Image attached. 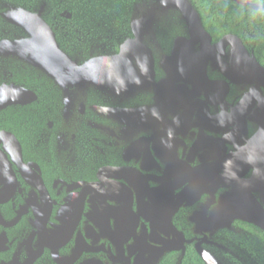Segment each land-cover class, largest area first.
Masks as SVG:
<instances>
[{
	"label": "flooded vegetation",
	"instance_id": "1",
	"mask_svg": "<svg viewBox=\"0 0 264 264\" xmlns=\"http://www.w3.org/2000/svg\"><path fill=\"white\" fill-rule=\"evenodd\" d=\"M124 1L44 10L70 64L0 20V264H205L198 248L228 256L221 237L236 236L247 250L246 241L261 242L259 229L231 222L225 206L243 191L229 177L240 171L255 187L264 165L262 105L254 97L237 107L255 82L247 72L233 75L236 84L223 76L221 54L204 49L201 35L193 41L184 23L168 18L152 32L150 20L131 18L150 0ZM198 13L214 47L225 35L215 37V17ZM234 105L245 121H221ZM254 197L264 207L263 195ZM262 245L247 264H262Z\"/></svg>",
	"mask_w": 264,
	"mask_h": 264
},
{
	"label": "water",
	"instance_id": "2",
	"mask_svg": "<svg viewBox=\"0 0 264 264\" xmlns=\"http://www.w3.org/2000/svg\"><path fill=\"white\" fill-rule=\"evenodd\" d=\"M236 4L252 8L254 10L258 11H264V5L263 4H256L249 2L247 0H230ZM135 10H142L140 14H137L134 12L132 14L131 18L135 20L138 16H142L144 18H147L150 20V22H147L146 25L148 28H150L153 32V28L157 26L158 24L163 25L164 21L168 18L171 19L172 23H184L185 26L188 28V32L193 37V41H196L198 39V36H203L204 40L206 41V45L204 46L206 50L208 51H216L217 53H220L219 58V64L218 67L220 68V72L225 76L227 79H230L233 81L234 84L237 83L233 78L235 76L246 74V72L249 74L251 82H255V87L253 86V89L250 93L246 94L245 97H243L240 101V103L237 105V107L242 103V106L239 107V109L246 107L247 104H252L254 102V97L257 98V100L262 105V111H264V93L261 90L264 89V66L260 65L259 62L256 61L255 57L250 54L249 51L244 47L242 41L235 35L228 34L222 37L219 42H217L214 47L211 45V37L206 32V30L203 27L201 17L195 8V6L192 4L191 0H150V3L143 4L142 7L140 5L136 4ZM42 11L39 10L37 13L30 12L24 9H20V11L15 12L12 11L11 14V21L13 26H18L24 29V31L28 32L32 38V40H29L27 43L34 49L39 50L41 48L42 51H48L50 54H55L58 57L62 58L60 60L68 63L67 60L63 56L60 55L59 51L55 48L54 38L52 35V32L50 31L47 24L44 22V20L41 18ZM162 22H159V21ZM155 25V26H154ZM134 26V24H133ZM181 40H185L184 38H178L175 46L174 51L178 48H180L179 42ZM189 41V40H188ZM133 44V40L129 41ZM130 47V46H129ZM227 47H231L232 55L230 56V62H226V59L223 58L224 51ZM215 49V50H213ZM142 50V49H141ZM211 55L204 54L203 60L205 59H211ZM206 63V62H205ZM205 63L203 64V70L202 74L204 76L205 73ZM231 64L233 66L232 71H229L228 67ZM226 67V68H225ZM77 71H84L83 68H77ZM93 75L94 72L90 71ZM236 73V74H235ZM235 75V76H233ZM226 83V82H225ZM227 84V83H226ZM245 82H239L238 85H244ZM205 88L213 89L215 90V84L205 86ZM201 94H206L204 99L206 100L209 98L210 93L209 91H204ZM226 94V93H225ZM222 95V99H224ZM205 102V101H204ZM236 105H234L229 115H227L224 112L220 113V119L223 122H229L230 117L235 114L236 121H245V116L247 115V112H234L236 108H234ZM261 107L259 106V112L260 113ZM239 124V122H237ZM231 127V124H228L226 127ZM225 127V128H226ZM225 128H219V130H223ZM264 130V128H262ZM259 131L257 132V135L259 136ZM246 169L243 168V170ZM253 183L255 187H252L251 182H248L246 178L244 177V174H240V171L238 174L234 173V177H229L228 184L230 188L236 192L237 189L243 190L240 194V197H233L229 198L226 201L229 202L225 204V206L228 205V208H230L231 211H233L234 214H232L230 221L234 220H240L242 222H246L248 224H252L254 227L258 228L260 231L264 232V207L260 206L259 200H257L254 196L255 193H259L263 195L264 199V165L262 167L258 168V171H256V174L254 176ZM247 185H251L252 189L245 191L244 188L247 187ZM248 188V187H247ZM259 190V191H257ZM251 204L249 207L247 206H240V202H246L250 201ZM230 204V205H229ZM223 211V210H222ZM224 225H228L224 224ZM224 225H221L223 228ZM219 228L216 231L224 230ZM233 232V230H232ZM235 232V231H234ZM247 240H249L247 238ZM245 241V240H244ZM243 241V243H244ZM220 250H227V254L225 258H217L213 257L211 254L201 250L198 248V253L202 260L205 262V264H240L238 261L241 262V264H246L244 259L246 260V256L250 253L244 246L239 245L240 240L237 239L236 236L234 239H229L225 237H221L217 240ZM248 246L250 242H245L244 245ZM243 245V244H242ZM251 245V244H250ZM242 248V250L240 249ZM241 257V258H240Z\"/></svg>",
	"mask_w": 264,
	"mask_h": 264
},
{
	"label": "trees",
	"instance_id": "3",
	"mask_svg": "<svg viewBox=\"0 0 264 264\" xmlns=\"http://www.w3.org/2000/svg\"><path fill=\"white\" fill-rule=\"evenodd\" d=\"M247 1L264 5V0ZM124 2V0H0V20L11 23V21L7 20L3 14L12 13L13 10L17 12L20 11V9L27 11H39L43 9L41 18L46 20L48 13L44 12V10H103L105 5H107L108 9H113L114 3L117 5L121 4V7ZM191 2L201 15L205 16L210 13L215 17V37H220L226 34H235L240 37L249 49L254 48L256 55L258 54L260 57H264V11L254 10L236 4L230 0H191ZM95 14L96 13H92V15ZM203 23L206 28L210 24L205 18ZM258 231L259 230H257L256 236L261 238L260 243L263 244L262 251L264 252V234ZM260 243L256 244V241H253V244L248 245L249 250L254 248L255 251L257 247L260 248L258 246ZM255 253L259 259L261 253L259 251H256ZM244 261L247 264L248 259L246 258ZM195 262V264H201L199 261ZM238 263L241 264L240 261H238ZM262 264H264L263 257Z\"/></svg>",
	"mask_w": 264,
	"mask_h": 264
},
{
	"label": "rangeland",
	"instance_id": "4",
	"mask_svg": "<svg viewBox=\"0 0 264 264\" xmlns=\"http://www.w3.org/2000/svg\"><path fill=\"white\" fill-rule=\"evenodd\" d=\"M144 3H145V2H144ZM144 3H143V4H144ZM143 4L140 3V7H142Z\"/></svg>",
	"mask_w": 264,
	"mask_h": 264
}]
</instances>
